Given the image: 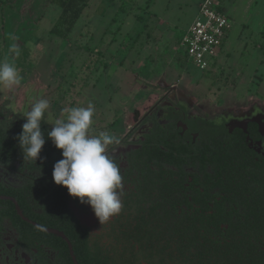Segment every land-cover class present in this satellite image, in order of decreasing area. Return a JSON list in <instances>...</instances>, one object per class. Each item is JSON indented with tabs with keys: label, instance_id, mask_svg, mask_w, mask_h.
Returning a JSON list of instances; mask_svg holds the SVG:
<instances>
[{
	"label": "flooded vegetation",
	"instance_id": "flooded-vegetation-1",
	"mask_svg": "<svg viewBox=\"0 0 264 264\" xmlns=\"http://www.w3.org/2000/svg\"><path fill=\"white\" fill-rule=\"evenodd\" d=\"M171 93L130 104L119 121L94 112L90 134L118 140L109 153L124 183L120 214L102 226L54 183L62 150L47 137L87 99H54L36 161L17 139L25 117L0 102V264H264V102Z\"/></svg>",
	"mask_w": 264,
	"mask_h": 264
},
{
	"label": "rangeland",
	"instance_id": "rangeland-1",
	"mask_svg": "<svg viewBox=\"0 0 264 264\" xmlns=\"http://www.w3.org/2000/svg\"><path fill=\"white\" fill-rule=\"evenodd\" d=\"M218 1L229 29L215 63L200 70L180 41L202 0H87L66 37L51 32L61 11L51 0H0V61L23 77L12 90L0 85V102L22 112L30 94L51 114L54 99L86 98L104 124L172 88L222 107L264 102V0Z\"/></svg>",
	"mask_w": 264,
	"mask_h": 264
},
{
	"label": "clouds",
	"instance_id": "clouds-1",
	"mask_svg": "<svg viewBox=\"0 0 264 264\" xmlns=\"http://www.w3.org/2000/svg\"><path fill=\"white\" fill-rule=\"evenodd\" d=\"M11 50L19 56L20 51L15 45ZM22 80L14 63L0 61V85L12 90ZM27 101V109L21 112L25 122L17 139L24 159L36 161L42 159L40 153L45 135L41 125L46 121L49 101L30 94ZM93 115L91 104L86 108H66L61 119L50 122L52 127L47 137L57 149L62 150V158L53 165L54 183L65 186L71 196L89 204L102 226L120 214L124 183L120 167L109 153V146L118 140L107 132L91 135ZM37 227L40 231L45 230L42 225Z\"/></svg>",
	"mask_w": 264,
	"mask_h": 264
},
{
	"label": "built area",
	"instance_id": "built-area-1",
	"mask_svg": "<svg viewBox=\"0 0 264 264\" xmlns=\"http://www.w3.org/2000/svg\"><path fill=\"white\" fill-rule=\"evenodd\" d=\"M229 29V19L218 0H202L197 16L183 34L180 45L193 65L207 70L215 63Z\"/></svg>",
	"mask_w": 264,
	"mask_h": 264
},
{
	"label": "trees",
	"instance_id": "trees-1",
	"mask_svg": "<svg viewBox=\"0 0 264 264\" xmlns=\"http://www.w3.org/2000/svg\"><path fill=\"white\" fill-rule=\"evenodd\" d=\"M60 7V15L51 32L62 37L71 31L74 23L78 19L87 0H51ZM63 29V30H62Z\"/></svg>",
	"mask_w": 264,
	"mask_h": 264
}]
</instances>
